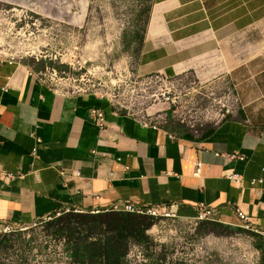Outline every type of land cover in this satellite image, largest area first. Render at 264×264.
I'll return each mask as SVG.
<instances>
[{"label": "crops", "instance_id": "crops-1", "mask_svg": "<svg viewBox=\"0 0 264 264\" xmlns=\"http://www.w3.org/2000/svg\"><path fill=\"white\" fill-rule=\"evenodd\" d=\"M257 24L264 0H154L139 76L231 84L242 70L241 106L200 133L146 124L103 97L54 91L28 65L0 60V227L127 204L196 220L204 204L221 225L241 228L240 211L264 229V78L256 80L250 44ZM238 40L247 43L241 65Z\"/></svg>", "mask_w": 264, "mask_h": 264}, {"label": "rangeland", "instance_id": "rangeland-1", "mask_svg": "<svg viewBox=\"0 0 264 264\" xmlns=\"http://www.w3.org/2000/svg\"><path fill=\"white\" fill-rule=\"evenodd\" d=\"M154 0H0V60L28 65L60 93L109 99L149 125L200 133L241 106L246 93L233 83H202L193 75L141 77L142 38ZM254 75L264 78V24L254 29ZM245 40L237 41L239 65ZM250 48V47H249ZM253 78V75H249ZM244 78L241 80L243 81ZM254 96V95H252ZM50 220L0 227V264H73ZM148 246L133 245L129 264H260L256 237L197 220L155 218ZM217 223V222H215Z\"/></svg>", "mask_w": 264, "mask_h": 264}, {"label": "trees", "instance_id": "trees-1", "mask_svg": "<svg viewBox=\"0 0 264 264\" xmlns=\"http://www.w3.org/2000/svg\"><path fill=\"white\" fill-rule=\"evenodd\" d=\"M155 223L154 217L125 212H69L50 223V228L53 227L55 235L66 241L67 255L73 264H129L128 257L133 245L148 246L152 243L148 232ZM205 224L230 228L215 222ZM255 237L256 248L262 254L260 264H264V238Z\"/></svg>", "mask_w": 264, "mask_h": 264}, {"label": "built area", "instance_id": "built-area-1", "mask_svg": "<svg viewBox=\"0 0 264 264\" xmlns=\"http://www.w3.org/2000/svg\"><path fill=\"white\" fill-rule=\"evenodd\" d=\"M94 113L98 121V125L100 126L102 130H104L106 128V119H105L104 113L101 111H95ZM229 113L230 111H227V114ZM233 178L237 180V177H233ZM113 211L137 214V215H142V216H151L154 218H158V217H167V218L173 217L174 218L176 216L173 213L172 208L159 209V208H153V207H136L135 205H132V204H127L123 208H120L119 206H117L114 208ZM238 216L242 222L241 229L255 236L264 238V229L255 227L251 223L250 218L244 215L243 213H241L240 211L238 212ZM196 220L200 222H205V221L217 222V213L214 209L204 204H201L198 207V217Z\"/></svg>", "mask_w": 264, "mask_h": 264}]
</instances>
